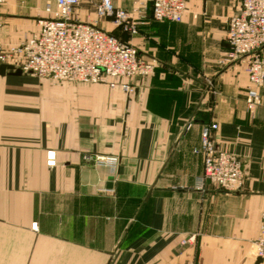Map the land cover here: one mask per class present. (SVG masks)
Returning a JSON list of instances; mask_svg holds the SVG:
<instances>
[{"label": "crops", "instance_id": "0c3cea01", "mask_svg": "<svg viewBox=\"0 0 264 264\" xmlns=\"http://www.w3.org/2000/svg\"><path fill=\"white\" fill-rule=\"evenodd\" d=\"M112 1L141 10L138 32L98 25L157 61L134 94L0 75V264H264V87L250 111L245 63L221 62L240 1L187 0L181 22L155 20L153 0ZM212 122L245 165L239 191L201 183Z\"/></svg>", "mask_w": 264, "mask_h": 264}, {"label": "built area", "instance_id": "2783aa9c", "mask_svg": "<svg viewBox=\"0 0 264 264\" xmlns=\"http://www.w3.org/2000/svg\"><path fill=\"white\" fill-rule=\"evenodd\" d=\"M82 1H47L45 11L49 17L38 18L37 29L7 49L1 20L5 0H0V63L13 64L40 79L102 83L128 96L134 94L135 79L153 75L157 61L143 58L134 44L98 24L109 20L123 31L136 34L139 21L134 13L141 10L131 12L117 8L112 0H98L94 3L95 16L92 18L89 13L83 19L77 13ZM239 1L240 9L228 23L230 48L221 62L241 60L245 63L249 77L246 102L248 109L254 111L262 102L260 89L264 87V0ZM140 4L143 6V1ZM152 12L155 20L181 22L187 12V0H153ZM217 128L216 122L202 128L199 151L204 157V174L201 183L205 180L227 192L239 191L244 186L245 165L238 155L222 150L215 143L213 133ZM253 252L264 262V211Z\"/></svg>", "mask_w": 264, "mask_h": 264}, {"label": "rangeland", "instance_id": "374dc122", "mask_svg": "<svg viewBox=\"0 0 264 264\" xmlns=\"http://www.w3.org/2000/svg\"><path fill=\"white\" fill-rule=\"evenodd\" d=\"M47 1L53 0H5V3L1 8V20L3 22V40L5 48L9 49L13 44L20 42L26 35L31 33V31L37 29L36 24L38 18L49 17L45 11V5ZM78 12L79 11L77 9V13ZM92 12L94 13L95 10L92 9L89 11V13ZM110 25L113 31L119 28L118 26L111 23V21ZM19 28L21 32L18 30Z\"/></svg>", "mask_w": 264, "mask_h": 264}, {"label": "water", "instance_id": "95a60500", "mask_svg": "<svg viewBox=\"0 0 264 264\" xmlns=\"http://www.w3.org/2000/svg\"><path fill=\"white\" fill-rule=\"evenodd\" d=\"M22 73H24V71L20 67L8 63H0V75H6V74L21 75ZM117 247L114 249V251H112V254L115 252Z\"/></svg>", "mask_w": 264, "mask_h": 264}]
</instances>
